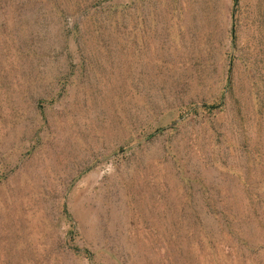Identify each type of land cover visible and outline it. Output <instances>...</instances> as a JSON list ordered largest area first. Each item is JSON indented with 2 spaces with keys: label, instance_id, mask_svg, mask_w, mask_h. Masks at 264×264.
Returning <instances> with one entry per match:
<instances>
[{
  "label": "rangeland",
  "instance_id": "obj_1",
  "mask_svg": "<svg viewBox=\"0 0 264 264\" xmlns=\"http://www.w3.org/2000/svg\"><path fill=\"white\" fill-rule=\"evenodd\" d=\"M259 238L264 0H0V264H264Z\"/></svg>",
  "mask_w": 264,
  "mask_h": 264
},
{
  "label": "trees",
  "instance_id": "obj_2",
  "mask_svg": "<svg viewBox=\"0 0 264 264\" xmlns=\"http://www.w3.org/2000/svg\"><path fill=\"white\" fill-rule=\"evenodd\" d=\"M237 0H235V2H236ZM249 242V241H248ZM247 242V243H248ZM259 242H261L262 244H264V239L263 238H259Z\"/></svg>",
  "mask_w": 264,
  "mask_h": 264
}]
</instances>
